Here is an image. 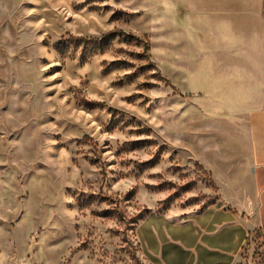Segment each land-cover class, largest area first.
<instances>
[{
    "label": "rangeland",
    "instance_id": "obj_1",
    "mask_svg": "<svg viewBox=\"0 0 264 264\" xmlns=\"http://www.w3.org/2000/svg\"><path fill=\"white\" fill-rule=\"evenodd\" d=\"M180 3L0 0V264H150L144 215L217 200L185 137L216 118L165 76ZM238 264H264V232Z\"/></svg>",
    "mask_w": 264,
    "mask_h": 264
},
{
    "label": "crops",
    "instance_id": "obj_2",
    "mask_svg": "<svg viewBox=\"0 0 264 264\" xmlns=\"http://www.w3.org/2000/svg\"><path fill=\"white\" fill-rule=\"evenodd\" d=\"M180 2L165 26V76L216 118L185 137L218 197L178 218L148 212L135 237L150 264H238L264 232V0Z\"/></svg>",
    "mask_w": 264,
    "mask_h": 264
},
{
    "label": "trees",
    "instance_id": "obj_3",
    "mask_svg": "<svg viewBox=\"0 0 264 264\" xmlns=\"http://www.w3.org/2000/svg\"><path fill=\"white\" fill-rule=\"evenodd\" d=\"M147 67H152V66H150V65L148 64Z\"/></svg>",
    "mask_w": 264,
    "mask_h": 264
}]
</instances>
